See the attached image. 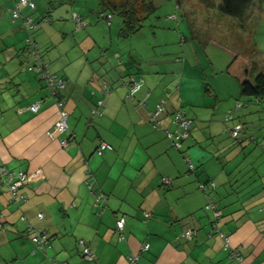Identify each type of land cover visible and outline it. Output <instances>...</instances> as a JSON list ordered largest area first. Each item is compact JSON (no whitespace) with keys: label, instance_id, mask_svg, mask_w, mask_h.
<instances>
[{"label":"crops","instance_id":"0c3cea01","mask_svg":"<svg viewBox=\"0 0 264 264\" xmlns=\"http://www.w3.org/2000/svg\"><path fill=\"white\" fill-rule=\"evenodd\" d=\"M15 1L0 0V165L26 173L28 180L22 189L25 202L19 208L9 204L6 190L0 189V215L10 229L0 235V264H87L78 240L92 250L89 264H131L128 257L136 254L135 264H264V170L207 172L204 167L198 169L207 157L190 150L187 154L195 171L188 174L179 150L162 132L174 130L171 117L181 108L194 123L192 135H205L211 145L216 135H230L228 131L240 123L244 140L233 141L229 136L223 144L216 141L217 146L227 151L231 161L240 156L234 154L246 157V150L259 158L264 137L260 139L256 131L264 117V99L237 103L241 112L228 121L223 119L230 124L225 130L219 125L224 132L217 133L211 104L204 110L193 109L198 106H192L196 101L192 91L187 88V96L182 93L183 74L170 78L162 66L138 64L142 57L126 51L110 56L105 44L98 47L89 38L59 53L56 38L71 29L39 24L31 36L49 70L65 81L58 94L68 114L67 130L51 139L48 134L59 110L43 83L26 69L32 57L24 50L27 32L22 22L11 18ZM259 1L250 0L242 14L233 17L241 28L247 26V13L253 9L263 15ZM74 46L77 52L70 57L67 51ZM131 79L141 80L134 104L126 94ZM103 83L109 87L106 94L99 92ZM209 90V95L219 96L212 87ZM237 94L238 90L228 96ZM37 100H42L38 113L18 112ZM97 100L102 102L100 113L92 117ZM160 101L163 112L156 119L162 130H154L149 114ZM189 135L190 129L187 140L194 142ZM248 137L254 138L253 145ZM64 139L67 144L61 146ZM100 142L112 150L97 155ZM261 159L264 165V154ZM163 177L170 180V186H162ZM207 181L215 184L210 195L220 212L218 229L239 252L240 262L231 260L222 249V239L210 233L212 215L204 209L205 197L197 187ZM101 196L104 201L95 200ZM22 215L46 233L49 246L45 252L18 237L25 230ZM119 218L124 220L120 233L115 229ZM187 228L196 231L192 240L181 237ZM144 244L148 249L140 253Z\"/></svg>","mask_w":264,"mask_h":264},{"label":"rangeland","instance_id":"374dc122","mask_svg":"<svg viewBox=\"0 0 264 264\" xmlns=\"http://www.w3.org/2000/svg\"><path fill=\"white\" fill-rule=\"evenodd\" d=\"M30 1L35 5L32 14H28L32 19H39L46 14L52 19L51 23L39 24H58L65 27V31L71 29V32L66 34H58L54 43L56 48H60L56 49L59 53H62L67 45L89 38L96 41L98 47L105 44L110 56L118 50L126 51L132 57H135V54L142 57L137 61L138 64L140 62L151 64L153 67L162 66L163 74L170 78L175 74H183L182 93L187 96L186 89L192 91L196 99L192 106H198L192 107L193 109L204 110L203 107L211 104L217 133H223L225 126L230 124L223 122L224 116L231 112V115L236 117L241 112L236 108V104H244L245 100H248L240 96L236 80L226 72L233 57L238 54L248 56L258 64V72L264 75V0L259 1L263 4V15L256 12L258 9L247 13V26L244 28H241L240 21H235L233 17L218 11L220 0H148L153 4L154 11L143 19L141 29L128 38L119 34L122 22L119 14L109 10L107 5H102V0ZM117 1L121 3L123 0ZM106 15L111 16L109 24L104 19ZM73 16L81 20V28H76ZM104 50L101 52H105ZM74 52H77L75 46L67 51L68 56L72 57ZM206 86L207 91L204 92ZM210 87L217 92L218 97L209 95ZM236 90L237 96L230 98L228 95H232ZM178 99L183 101L182 98ZM185 105L188 109L191 107L188 102ZM212 109L207 108L208 111ZM181 110L186 112L184 108ZM219 125L223 126V130ZM192 126L193 121L190 127ZM189 129V137L195 140L192 142L189 138L182 142V150L179 153L183 161L184 157H190L188 151L195 150L207 157L198 167H204L207 172H263L261 156L264 151L260 147L259 158L251 154L253 150L250 155L246 150V157H243V154H234L240 156L231 161L227 157V151L224 152L216 142L221 140V144L225 143L222 141L229 140L228 134L223 133L221 138L216 135L211 145V140L205 135L196 138V135H192V129ZM256 133L260 139L264 137V117L260 119ZM187 141L190 144L186 150ZM250 143L253 145L254 142ZM171 148L174 149L172 146ZM185 171L187 172L186 165Z\"/></svg>","mask_w":264,"mask_h":264},{"label":"built area","instance_id":"2783aa9c","mask_svg":"<svg viewBox=\"0 0 264 264\" xmlns=\"http://www.w3.org/2000/svg\"><path fill=\"white\" fill-rule=\"evenodd\" d=\"M28 9V10H34L35 9V5L32 1L29 0H18L17 2H15L14 4V8L11 10L12 16L14 19H22L24 16L22 15V9ZM104 19L106 20L107 24L110 23L111 20V16L110 15H106L104 17ZM72 20L75 22L76 24V28L79 29L81 28L83 25L80 23V19L77 18L76 16L72 17ZM42 22H49V19H43L41 20ZM23 26L24 28H26L27 30H32L35 28L36 24L33 22V20L30 17H26L23 18ZM27 42H29V39L27 40ZM34 72L35 73H40V77L41 78H45L48 79L49 82V86L55 88H62L64 86V83L62 80H60L57 76H53L50 75L47 71H43V69H40L39 67L34 68ZM141 86V80H133L131 79L130 82H128V92H127V98L131 99L133 98L134 94L139 90ZM109 91V87L103 83L102 84V90L101 93H107ZM56 107L59 110V116L57 121L55 122L52 132L49 135V137L51 139L54 138V135L56 134H63L66 130H67V124H66V120H67V113L63 110V102H56L55 103ZM97 106H101V101L97 102ZM40 107V103L36 102L32 105H30L26 110L30 111L31 113H36L38 112ZM240 107V104H236V108L238 109ZM24 110H20L18 112H21ZM162 111V104L161 102L158 103L155 106V111L153 113H151L150 115V122L153 124V127L156 128L158 126V123H153L155 121V117ZM92 114L96 113V110H92L91 112ZM98 115V113H97ZM225 121H228L230 119H232V115L231 112H228L224 118ZM172 125L174 126V130L173 131H169V130H164V133L166 135V137L170 140L172 146L179 150L181 148V144L184 140L187 139L188 134H189V128L191 126V121L189 119L186 118L185 113L178 110L176 113H174L172 115V120H171ZM241 124H236L234 125L231 129H230V135L233 138H237L239 136V133L241 131ZM61 146H66V140H62L60 142ZM112 150L111 146L105 143H99L97 148H96V154L97 155H102L103 152L106 151H110ZM184 161L187 167V172L192 173L195 171V167L192 164V162L190 161V159L188 157H184ZM0 172L5 176L4 182L5 185L7 187V189L9 190L10 193V197L12 201H17L18 200V192H19V188L26 183L27 181V174L23 173V172H6L3 168L0 169ZM170 180L166 177L162 178V186H170ZM90 187V184H89ZM198 189L203 192L204 197H205V205H204V209L206 211H209L212 215V221L210 224V228H211V232L217 233L223 240V250L226 251L229 255V258L231 260H236L238 262L241 261V256L239 254V252L236 249H232L229 246V242H228V238L225 234H222L220 232H218L217 227H218V222L220 220V213L216 208V204L214 202V200L212 199L210 192L214 190L215 188V184L212 181H207L205 183H200L198 184ZM20 197V196H19ZM22 198V196H21ZM20 198V199H21ZM96 201H100L103 200L104 201V197H96L95 199ZM39 217L41 218V214H39ZM23 223H27L25 221V217L22 218ZM26 231L28 232V239L30 241V243L34 246L35 250L37 251H41V252H45V250L48 248L49 246V240L47 238V235L44 231L35 228L33 226H31L29 223L26 224ZM124 225V220L122 218H119L116 220L115 222V229L116 231H118L119 233L121 232L122 228ZM196 235V231L193 228H187L184 229L181 237L184 238L185 240H192ZM120 238H122L120 236ZM77 244L81 247V256L82 258L88 262L87 264H89L90 262L93 261V254H92V250L87 247V245L81 241L78 240ZM148 249V245L144 244L141 249L140 252H144L147 251ZM139 255H131L129 256V261L131 264H135V262L137 261ZM51 264H65L64 262H58V261H52Z\"/></svg>","mask_w":264,"mask_h":264},{"label":"trees","instance_id":"16d2710c","mask_svg":"<svg viewBox=\"0 0 264 264\" xmlns=\"http://www.w3.org/2000/svg\"><path fill=\"white\" fill-rule=\"evenodd\" d=\"M249 2H250V0H222V2L218 6V10H220V12L222 14H225V15H228V16H231V17H239L242 14L243 10L246 8V6H247V4ZM101 4L104 5V6L107 5L109 10H112V11L117 12L119 14V16L122 19L121 29L119 31V34L122 37H124V38H127V37H129V36L137 33L141 29V23H142L143 19H145L146 17H148V15L151 14L154 11V9H155L154 6H153V4L150 1H148V0H123L121 3L118 2L117 0H111V1H104V0H102L101 1ZM24 9H22V10H24ZM26 10H27L26 13L25 12L24 13L22 12V15L24 16L23 18L30 17L28 14H29V12L33 11V10H28V9H26ZM141 12H142V15H141ZM11 18H12V20H20L22 22V27L24 28V26H23V18L22 19H14L13 16H12V13H11ZM45 18L46 19H49V22H42L41 21V20H43ZM32 20L36 24V26H35V28H36L39 25L40 22H42V23H50L52 19H51V17L48 14H46L45 16L40 17L39 19H36V20L32 19ZM24 29L27 32V36L24 39V50L28 51V53L32 57V61L26 67L27 71L28 72H31L32 74H34V76H36V78H38L43 83V87L48 92V95H49L48 97L51 98L54 101V104L56 102H63V104H64V100L58 94V92L64 86L62 88H58V87H55L54 88L53 87L54 85L52 87H50L49 86L48 79L41 78L39 76L40 73H35L34 72V68L39 67L40 69H43V71H47L50 75L57 76L60 80L63 81V83L65 85L64 78L61 77V76H59V75H57V74H55V73H52L49 70V68H48V64L43 61L42 56L40 54V51L38 49V46H37L36 42L33 40L32 36H31V32L34 29H32L30 31L27 30L26 28H24ZM28 39H29V42H27ZM226 72L229 75H231L236 80V83H237V85L239 87V90H240V96L246 97L247 99H255V100H258V101L264 99V75L262 73L257 72V64L254 61H252L248 56L242 55V54L235 55L233 57L231 63L227 66ZM140 88H141V86H140ZM101 90H102V86H101V89H100L99 92H101ZM127 92H128V90H127ZM102 94H106V93H102ZM129 100L134 104V96H133V98H131ZM41 101L42 100H37V101L29 104L28 106L24 107V108H20L18 111H20V110H26L30 105H32V104H34L36 102H39L40 103V106H41ZM98 101H101V100H97L95 106L92 108V110H96V113L95 114H92L91 113L92 110L90 112V115L92 117H95V116H97V113L98 114L100 113L101 106H99V107L97 106V102ZM160 102L162 104V111L161 112H163V102L162 101H160ZM160 102H158V103H160ZM101 105H102V102H101ZM39 110H40V107H39ZM39 110H38V112H39ZM28 112H30V111H28ZM38 112H36V113H38ZM153 112H151V113H153ZM176 112L177 111H175L174 113H176ZM151 113L149 114V118H150ZM32 114H35V113H32ZM67 117H68V114H67ZM156 117H155V121L153 123H158V126L156 128H154L152 123H150V125H151V127L154 130H162L160 128V126H159V122L157 121ZM187 119H189V118H187ZM171 120H172V117H171ZM189 120L191 121V124H192V120L191 119H189ZM241 126H242V128H241V131H240L239 136L237 138H233L231 135H229L230 138L233 141L234 140L235 141H237V140H240V141L243 140V138H242L243 125L241 124ZM164 130H166V129H164ZM164 130H162V132H163L164 136L166 137V135L164 133ZM228 132L230 134V130ZM166 139L169 140L167 137H166ZM248 140H250V142H251V141H254V138L248 137ZM181 149H182V144H181V148L179 149V151ZM2 168L6 172H10L5 167H3L2 165H0V169H2ZM11 172H15V171H11ZM17 172H21V171H16V173ZM27 177H28V175H27ZM4 180H6L5 179V176L0 172V189L3 188V189L6 190V192L8 194V197H9L8 198V203L9 204L16 205L19 208L20 205H22L25 202V197L22 194V189L25 186V184L27 183V181H26V183H24L19 188L18 200L17 201H12L11 200V197H10L9 190L6 187ZM27 180H28V178H27ZM21 196H22V198H21ZM212 199H213V197H212ZM216 208H217V205H216ZM22 218H24L23 215L20 216V221L21 222H23L22 221ZM25 221L27 223H29L26 218H25ZM26 224H25V228L27 226ZM31 226H33V225H31ZM33 227H35V226H33ZM35 228H37V227H35ZM38 229H40V228H38ZM40 230H42V229H40ZM217 230H218V232H220L219 229H218V227H217ZM7 231H10V229L8 228V225L4 222L2 216L0 215V235L5 234ZM210 233L211 234L214 233V232H211V228H210ZM214 234L218 235L217 233H214ZM18 237H21V238H23L24 240H27L30 243V241L28 239V232L26 231V229L23 230V232L21 234L19 233L18 234ZM219 238H221V237L219 236ZM222 242H223V240H222ZM33 248H34V246H33ZM222 249H223V245H222ZM140 253H142V252H140Z\"/></svg>","mask_w":264,"mask_h":264}]
</instances>
